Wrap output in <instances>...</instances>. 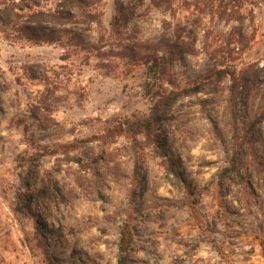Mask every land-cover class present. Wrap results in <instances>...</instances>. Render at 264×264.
<instances>
[{
    "label": "rangeland",
    "instance_id": "obj_1",
    "mask_svg": "<svg viewBox=\"0 0 264 264\" xmlns=\"http://www.w3.org/2000/svg\"><path fill=\"white\" fill-rule=\"evenodd\" d=\"M7 3L23 30L0 29V264H119L126 223L128 264H264V0Z\"/></svg>",
    "mask_w": 264,
    "mask_h": 264
},
{
    "label": "trees",
    "instance_id": "obj_2",
    "mask_svg": "<svg viewBox=\"0 0 264 264\" xmlns=\"http://www.w3.org/2000/svg\"><path fill=\"white\" fill-rule=\"evenodd\" d=\"M7 5L9 6V8H7L6 10H0V29L2 28L1 25L5 26L6 28L9 29V32H11V34L17 33V28L21 30H23L21 28V26H19V14L15 11L16 6L14 4H9L7 3ZM79 10L82 11V8L79 7ZM73 17H76L74 15V13L72 14ZM77 17H78V12H77ZM80 15V14H79ZM88 16V15H87ZM51 19H53V21H55L56 23H58L59 21H61L62 19L65 18L63 13H51L50 14ZM39 19H41V17H39ZM35 21H40V20H35ZM49 33H52L51 36L47 35L46 38L44 39H40V38H34V39H40L41 41H47V42H56V41H60L61 37L59 38L58 36H54V32L53 31H49ZM73 39L74 41L77 39H81L78 37V35H76L74 33L73 35ZM159 68L164 70V74L166 73L167 69L166 66L164 65V63L162 65H159ZM221 77L223 76H229L230 80H231V85H230V94H231V103L232 105L236 104L237 101V95H238V89L240 87V83H241V78L240 76L237 74V72L235 70H219L217 72ZM203 90V84H198L196 85L194 88H186L184 90H180L177 93H170L166 96V98H168L169 103L175 102L176 100H178L180 97L184 96V95H190V94H195L198 93L200 91ZM155 120L154 116H149L141 121H139L140 124V128L141 131H148L152 129V126L154 125L153 122ZM216 133L219 137V139H221L223 142L226 143V138L225 136L222 134V132H220V130L216 129ZM157 143H158V147L161 149H164L163 151V155H165L168 158V162H169V169L173 174H177L176 171V160H174V158L172 156H170L168 154V152L165 150L162 140L160 138L157 139ZM238 152L234 154V156L231 157L230 159V165L228 167H226L223 171V173H225V175H230L234 172L236 173H240V166L238 165L237 161L238 159ZM134 175L132 178V193H131V202H136L137 197H138V187L139 184L143 178V162L140 160V157L135 158V167H134ZM39 224V222H37ZM136 248L135 246V236L133 233V230L130 226V224H125L121 230V237H120V244H119V251H120V260H119V264H128V257L127 254L129 252L134 251ZM46 253L47 256L49 258V261L51 262V264H56V260L55 258H52L50 256L49 253V249H46Z\"/></svg>",
    "mask_w": 264,
    "mask_h": 264
}]
</instances>
